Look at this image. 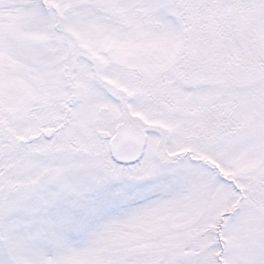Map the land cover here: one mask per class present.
Masks as SVG:
<instances>
[{
	"label": "snow or ice",
	"instance_id": "snow-or-ice-1",
	"mask_svg": "<svg viewBox=\"0 0 264 264\" xmlns=\"http://www.w3.org/2000/svg\"><path fill=\"white\" fill-rule=\"evenodd\" d=\"M0 264H264V0H0Z\"/></svg>",
	"mask_w": 264,
	"mask_h": 264
}]
</instances>
